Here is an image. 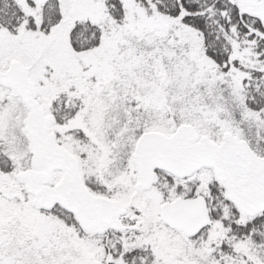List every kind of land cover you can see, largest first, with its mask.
I'll use <instances>...</instances> for the list:
<instances>
[{
  "label": "snow or ice",
  "instance_id": "6c2138e0",
  "mask_svg": "<svg viewBox=\"0 0 264 264\" xmlns=\"http://www.w3.org/2000/svg\"><path fill=\"white\" fill-rule=\"evenodd\" d=\"M0 264H264V0H0Z\"/></svg>",
  "mask_w": 264,
  "mask_h": 264
}]
</instances>
